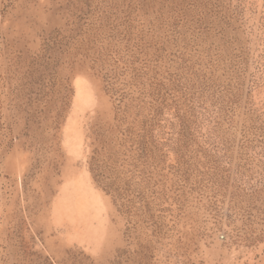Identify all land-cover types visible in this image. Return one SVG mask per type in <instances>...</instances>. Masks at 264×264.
I'll return each instance as SVG.
<instances>
[{
	"label": "rangeland",
	"instance_id": "rangeland-1",
	"mask_svg": "<svg viewBox=\"0 0 264 264\" xmlns=\"http://www.w3.org/2000/svg\"><path fill=\"white\" fill-rule=\"evenodd\" d=\"M0 264H264V0H0Z\"/></svg>",
	"mask_w": 264,
	"mask_h": 264
}]
</instances>
